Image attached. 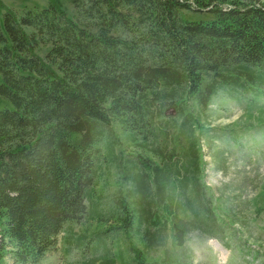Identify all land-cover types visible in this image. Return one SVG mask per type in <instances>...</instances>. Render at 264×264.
Wrapping results in <instances>:
<instances>
[{
    "label": "trees",
    "instance_id": "trees-1",
    "mask_svg": "<svg viewBox=\"0 0 264 264\" xmlns=\"http://www.w3.org/2000/svg\"><path fill=\"white\" fill-rule=\"evenodd\" d=\"M71 1L72 15L58 4L0 14V98L11 105L0 107V264H38L83 215L101 147L116 158L112 124L137 151L124 194L94 217L134 226L145 250L167 230L182 245L213 220L200 202L196 111L264 87V2ZM191 3L211 18L181 16ZM96 243L107 260L108 242Z\"/></svg>",
    "mask_w": 264,
    "mask_h": 264
},
{
    "label": "rangeland",
    "instance_id": "rangeland-1",
    "mask_svg": "<svg viewBox=\"0 0 264 264\" xmlns=\"http://www.w3.org/2000/svg\"><path fill=\"white\" fill-rule=\"evenodd\" d=\"M49 4L74 14L71 0H0V14L5 10L20 14ZM207 8L196 10L191 3V9L182 10L181 16L207 20L211 18ZM44 50L41 47L37 54L43 56ZM2 106L11 105L0 98ZM196 120L200 202L209 207L214 221L200 230L193 228L180 246L172 244L167 230L162 244L146 250L134 226L122 231L113 218L97 222L94 213L111 210L115 196L124 194L126 159L137 151L123 139L118 124H112L117 137L115 160L101 147L96 176L87 189L85 212L77 221L63 224L38 264H264V87L245 92L239 100L218 93L205 109L196 111ZM180 215L190 218L186 212ZM98 237L108 242L105 261L101 258L104 250L96 243ZM135 251L141 252L136 261Z\"/></svg>",
    "mask_w": 264,
    "mask_h": 264
}]
</instances>
